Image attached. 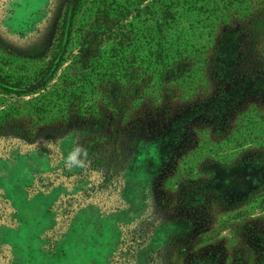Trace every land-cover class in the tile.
<instances>
[{"label":"rangeland","instance_id":"rangeland-1","mask_svg":"<svg viewBox=\"0 0 264 264\" xmlns=\"http://www.w3.org/2000/svg\"><path fill=\"white\" fill-rule=\"evenodd\" d=\"M0 81V264H264V0H0Z\"/></svg>","mask_w":264,"mask_h":264},{"label":"trees","instance_id":"trees-1","mask_svg":"<svg viewBox=\"0 0 264 264\" xmlns=\"http://www.w3.org/2000/svg\"><path fill=\"white\" fill-rule=\"evenodd\" d=\"M73 12V8L71 10ZM106 12H108V9L105 10ZM71 13L68 17V20H64V23L62 25V30H61V36H60V39L57 43V48L54 52V56L52 57V59H50V61L46 64L45 68L40 70L38 72V78L41 80L42 77L48 72L50 71L51 73H55L57 71V69L59 68V65L61 64V61L63 60V51L65 50V47H66V44H67V41H68V38L70 36V32H71ZM95 42V36H87V43L86 45H81L80 49H79V55H78V58H77V63L81 66V67H88L92 64V62H95L94 61V57H93V48L92 47V43ZM3 87V83L0 81V87ZM1 87V88H2ZM4 88H9V87H4ZM117 94V93H116ZM117 96L119 97L120 94H117ZM82 100L80 99V97L78 96H75L72 100H71V105L73 107L72 109V112L75 114L76 118H78V122H82V120L84 118H88V116H94L96 117L97 113L98 112H95V109L94 107H91V105H85L86 109H84L85 107H83V104L81 103ZM88 115H87V114ZM102 136L104 135V132H99ZM96 134V133H95ZM87 136H90V135H87ZM88 148H94V145H88L86 147H82V151H84L85 149L87 150ZM92 152V151H90ZM133 151L131 152L130 155H132ZM112 156V153L110 152L109 153V157H108V160L107 162L105 163L106 166L109 165V168H111L112 171L115 172V167H116V161L115 163H112L114 162V159L111 158ZM84 181V180H83ZM258 193V189H255L253 191H251V193L245 197L243 199V201H246L248 200L249 198H253L254 196H256V194ZM81 205V202H79L78 200V203L76 201V206H79ZM73 210V209H72ZM70 210V212L72 211ZM157 226V225H156ZM123 237V236H122ZM178 239L175 238V237H172L170 239V241L162 246V248H159V249H156V250H152L148 256H147V263L146 264H163V263H159L158 262V258L159 257H164L165 256V251L170 248L171 246L173 245H176L177 244V241ZM122 242V238L120 240V243ZM145 242H141V243H137V246L135 248L134 251H136L138 248H140ZM180 249V248H179ZM182 250V249H181ZM131 251H133L131 249ZM175 251V249H174ZM182 252V251H180ZM116 252H114V254L112 255L111 259H110V262L113 260V256L115 255Z\"/></svg>","mask_w":264,"mask_h":264},{"label":"crops","instance_id":"crops-1","mask_svg":"<svg viewBox=\"0 0 264 264\" xmlns=\"http://www.w3.org/2000/svg\"><path fill=\"white\" fill-rule=\"evenodd\" d=\"M157 226H159V225H157ZM157 226H155L154 228H153V230H152V232H151V234L150 235H154V233H153V231L155 230V228L157 227ZM181 234V232H173V230L171 231V233H169L168 234V236L169 237H166L167 238V240H166V238H165V240H162V241H165L163 244H161V245H159V244H157L156 246H155V248L154 249H150V252L152 251V250H156V249H159V248H162V246H164V245H166L169 241H170V239L172 238V237H175V238H178L179 237V235ZM178 236V237H177ZM151 237V236H150ZM149 237V238H150ZM149 252V253H150Z\"/></svg>","mask_w":264,"mask_h":264},{"label":"clouds","instance_id":"clouds-1","mask_svg":"<svg viewBox=\"0 0 264 264\" xmlns=\"http://www.w3.org/2000/svg\"><path fill=\"white\" fill-rule=\"evenodd\" d=\"M78 152H80V149H77V150H76V153H78ZM76 153H71V154L69 155V159H70L71 161H73L74 163L79 164V166L82 167L83 164H82L81 161H79V160L77 159V155H76ZM83 155L86 156L87 153L84 152Z\"/></svg>","mask_w":264,"mask_h":264}]
</instances>
